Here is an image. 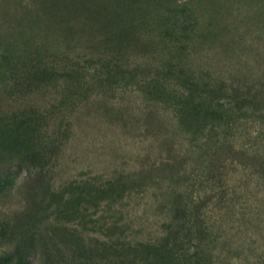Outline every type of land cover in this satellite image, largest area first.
<instances>
[{
  "label": "rangeland",
  "instance_id": "1",
  "mask_svg": "<svg viewBox=\"0 0 264 264\" xmlns=\"http://www.w3.org/2000/svg\"><path fill=\"white\" fill-rule=\"evenodd\" d=\"M23 164L0 264H264V0H0V193Z\"/></svg>",
  "mask_w": 264,
  "mask_h": 264
},
{
  "label": "clouds",
  "instance_id": "2",
  "mask_svg": "<svg viewBox=\"0 0 264 264\" xmlns=\"http://www.w3.org/2000/svg\"><path fill=\"white\" fill-rule=\"evenodd\" d=\"M16 162L12 164V171H17ZM34 180V172L32 168L23 164L19 168V172L12 178L11 184L0 193V224L11 225L16 218L27 213L30 207V200L27 193L29 186ZM38 238V237H37ZM20 247L18 239H0V258L15 257L17 249ZM30 264H46V257L43 250L36 245L33 253L29 257ZM12 264H17L13 259Z\"/></svg>",
  "mask_w": 264,
  "mask_h": 264
},
{
  "label": "trees",
  "instance_id": "3",
  "mask_svg": "<svg viewBox=\"0 0 264 264\" xmlns=\"http://www.w3.org/2000/svg\"><path fill=\"white\" fill-rule=\"evenodd\" d=\"M195 257V256H194Z\"/></svg>",
  "mask_w": 264,
  "mask_h": 264
}]
</instances>
